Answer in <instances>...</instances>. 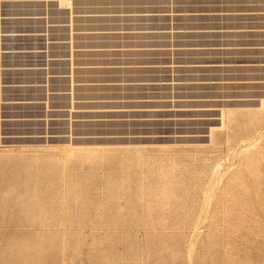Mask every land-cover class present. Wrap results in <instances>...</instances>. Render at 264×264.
Masks as SVG:
<instances>
[{
  "label": "rangeland",
  "instance_id": "374dc122",
  "mask_svg": "<svg viewBox=\"0 0 264 264\" xmlns=\"http://www.w3.org/2000/svg\"><path fill=\"white\" fill-rule=\"evenodd\" d=\"M0 264H264V0H0Z\"/></svg>",
  "mask_w": 264,
  "mask_h": 264
},
{
  "label": "bare ground",
  "instance_id": "6f19581e",
  "mask_svg": "<svg viewBox=\"0 0 264 264\" xmlns=\"http://www.w3.org/2000/svg\"><path fill=\"white\" fill-rule=\"evenodd\" d=\"M61 4V7L64 9H68L73 5L74 0H58Z\"/></svg>",
  "mask_w": 264,
  "mask_h": 264
}]
</instances>
